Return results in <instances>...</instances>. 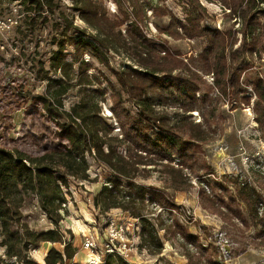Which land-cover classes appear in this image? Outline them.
Instances as JSON below:
<instances>
[{
  "label": "trees",
  "instance_id": "obj_1",
  "mask_svg": "<svg viewBox=\"0 0 264 264\" xmlns=\"http://www.w3.org/2000/svg\"><path fill=\"white\" fill-rule=\"evenodd\" d=\"M14 1H18L22 11L25 10L24 20L17 27L25 36L33 31L37 18L47 20L56 8L53 0H0V6L7 7ZM113 1L121 15L116 18L107 15L102 0H70L71 9L87 26L74 24L73 14L69 17L59 12L63 28L58 38L52 40L57 48L51 52L48 66L44 68V63L39 60L32 62L38 66L37 73L43 72L41 78L46 81L39 101L59 128L57 134L66 142L38 155L0 147V264H29L32 262L30 247L38 248L42 241L56 242L59 239L56 227L44 231L31 229L23 219L22 206L33 196L37 197L40 208L57 226L62 218L60 209L66 210L62 207L65 202L62 186H67L68 176L77 180L89 179L86 153L109 169L107 180L93 196L94 205L104 211L120 207L138 217L141 224L140 244L148 252H161L163 242L159 231L163 229L173 235H181L190 264H219L211 262L209 256L205 261L203 256H194L196 262H192L193 254L188 244L198 247L197 235L186 231L176 218H163L159 211L151 220L143 213L145 199L147 203L162 208L172 209L175 204L157 187L134 182L141 166L160 165V171L169 177L174 188L190 187L191 179L183 168L194 169L188 162L192 158V149L196 143L207 141L206 130L210 126L206 120L205 127L199 121L182 122V125L165 124L164 115L154 110L148 91L162 93L171 89L179 108L185 112L192 111L201 98L197 91L199 84L204 82L202 76L212 72L213 82L209 87L215 88L224 97L230 109L241 103L249 104L251 97L245 93L247 86L251 88L255 120L264 129V78L246 65V57L254 54L260 57L264 52V0H217L227 10L225 13L238 22V27L227 29L202 23L205 7L200 0H177L183 3V20L164 4L165 0ZM147 10L157 16H168L165 25L155 24L159 33L173 38H203L205 43L199 54L184 60L179 50H172L165 40L153 42L144 32L149 17ZM124 23L122 32L120 26ZM71 29L78 34L68 33ZM67 46L73 47L71 60L67 59L70 54ZM111 51L124 53L140 68L129 64L122 69L113 68L108 58ZM85 53L115 76L118 88L101 69L88 73L93 66L83 59ZM75 63L77 66H74ZM50 71L58 72L59 77L52 78ZM77 85L81 92L78 101L71 103L69 109L64 108L62 96ZM108 89L110 111L119 124L121 136L113 133L114 126L109 121L112 116L101 114V103L105 102ZM125 100H131L136 105V114L124 106ZM183 123H187L188 128ZM175 158L179 162L177 166L172 163ZM198 181L199 201L204 204L209 202L215 209H223L222 205H227L222 200L224 193L229 191L226 185L209 179ZM234 185L236 194L229 192V201L241 200L247 208L248 217L258 219V205L264 196L246 179ZM124 186L129 190H124ZM217 190L219 193L215 192ZM230 213L226 216L228 219L233 215L243 223L247 222L239 210ZM169 218L171 222H166ZM73 252L69 242L62 250L52 246L44 262L64 264L65 258H71ZM116 259L117 262H113L109 258L105 264H125L120 257Z\"/></svg>",
  "mask_w": 264,
  "mask_h": 264
},
{
  "label": "rangeland",
  "instance_id": "obj_2",
  "mask_svg": "<svg viewBox=\"0 0 264 264\" xmlns=\"http://www.w3.org/2000/svg\"><path fill=\"white\" fill-rule=\"evenodd\" d=\"M53 3L56 5L54 13L47 20L37 18L35 28L27 36L17 29L19 24L0 33V147L18 149L30 155L41 154L47 149L56 148L62 142H66L65 138L57 134L59 128L43 110L39 101V96L45 91L46 81L41 78L43 72L37 73L38 66L35 63L33 65L32 62L39 60L44 63V68L48 66V58L57 48L52 40L58 38L63 28V18L59 12L68 14L69 17L73 14L74 24L80 27L87 26L71 9L70 0H53ZM200 3L205 7L202 23L220 29L239 26L234 18H230L225 13L227 10L217 0H200ZM102 4L110 18L121 16L113 0H102ZM164 4L177 17L184 19L182 2L165 0ZM18 10H21L20 6L16 4L14 6V3L7 7L0 6V13L11 11L12 14H18ZM147 16L149 17L144 32L153 42L165 40L172 50H179L184 60L199 54L205 43L203 38H173L165 33H159L155 24L165 25L168 22V16H157L150 10H147ZM20 19L22 21L24 17ZM125 25L124 23L120 26L122 32ZM68 33L78 34L73 29ZM235 36L238 38L239 34ZM66 50L70 53L67 59L71 60L73 47L67 46ZM108 58L110 65L115 69H122L128 64L140 68L135 61L121 52L111 51ZM83 59L91 62L93 66L88 70L89 74L101 69L118 88L115 76L104 65L87 53L83 55ZM195 62L198 63V61ZM246 65L264 78V52L260 57L255 54L252 57H246ZM74 66H77V63ZM49 75L54 79L59 77L58 72L50 71ZM202 78L204 82L199 84L197 91L201 98L192 111L185 112L179 108L176 97L171 94V89H166L162 93L148 91L154 110L164 115L165 124L182 125V122L199 121L205 127L206 120L210 126L207 130L205 129L207 141L196 143L192 149L194 150L192 158L188 162L194 169L191 171L188 167L183 168L191 179L190 187L174 188L169 177L160 171V165H147L145 168L141 166L134 182L157 187L168 200L175 204L172 209L162 208L157 204L147 203L145 199L146 208L143 213L153 220L160 211L163 218L170 216L176 218L186 231L197 235L199 246L188 244L193 254L192 262H196L199 256H203L202 260L205 261L209 256L211 262H219V264H264V215H261L264 213V199H261L258 205L260 211L256 220L248 217L247 208L241 200L236 199L235 202H230L228 199L229 192L236 194L235 182L242 179L250 181L264 196V129L255 120L252 110L254 94L247 86L245 94L251 97L249 104L241 103L230 109L224 97L218 94L215 88L209 87L213 82L212 72L203 75ZM243 79L244 76L241 77V80ZM78 88V85L73 86L62 96L64 108L69 109L71 103L78 101L81 95ZM109 92L108 89L106 100L101 103V114L112 116L109 121L114 126L113 133L121 136L119 124L110 111ZM123 103L131 113L136 114L137 107L131 100H125ZM183 124L188 128L187 123ZM122 152L125 153L123 150ZM86 158L89 163V179L77 180L68 176L67 186H62V195L65 198L62 207L66 210L60 209L62 218L57 226L40 208L37 197L33 196L30 202L26 201L22 206L23 219L31 229L44 231L56 227L59 235L56 242L42 241L38 248L30 247L29 255L32 262L29 264H45L44 257L49 248L54 246L62 250L67 242L71 244L74 252L71 258H65L64 264H88L87 259L90 255L93 256L95 251L99 253L103 251L105 231L109 222L119 224L127 219L137 226L135 235H138V238L135 239L134 264H190L185 255L187 247L181 235L160 230L163 248L160 253H150L140 244L141 224L138 217L120 207H111L104 211L94 205L93 196L107 180L109 169L96 162L87 153ZM172 163L177 166L178 159L175 158ZM199 179L215 180L228 187V193L222 196L223 202L227 203L222 205L223 209L218 207L215 209L209 205V202L204 204L199 201ZM204 182L207 183V181ZM208 188L211 187L208 185ZM123 189L129 190L126 186ZM215 192L219 193V190ZM147 196L146 193L145 197ZM237 210L247 218L246 223L233 215H231L232 218H227L230 212ZM166 222H171V219H167ZM89 235L95 238L94 251L84 247L86 237ZM117 257V255L101 256V264H105L109 258L117 262ZM120 259L128 264L122 258Z\"/></svg>",
  "mask_w": 264,
  "mask_h": 264
},
{
  "label": "built area",
  "instance_id": "obj_3",
  "mask_svg": "<svg viewBox=\"0 0 264 264\" xmlns=\"http://www.w3.org/2000/svg\"><path fill=\"white\" fill-rule=\"evenodd\" d=\"M12 3H14V6L15 4L20 6L21 10H18V14H12L11 11L0 13V33H3L12 26L14 27L20 24V17H23L25 14L18 1H14ZM13 9L16 10L15 7H13ZM136 227L137 226H135L133 222L128 219L119 224L110 221L105 231L103 251L100 253L95 251L92 258L88 260L87 263L101 264V256L105 257L106 255H117L128 264H134L135 260L133 258V254L136 247L135 239L138 238V235H135V231L137 229ZM95 243V238L92 235H89L86 237L84 247L88 248L90 251H94L96 245Z\"/></svg>",
  "mask_w": 264,
  "mask_h": 264
},
{
  "label": "bare ground",
  "instance_id": "obj_4",
  "mask_svg": "<svg viewBox=\"0 0 264 264\" xmlns=\"http://www.w3.org/2000/svg\"><path fill=\"white\" fill-rule=\"evenodd\" d=\"M91 258H92V256L90 255L89 258L87 259V261L90 260Z\"/></svg>",
  "mask_w": 264,
  "mask_h": 264
}]
</instances>
